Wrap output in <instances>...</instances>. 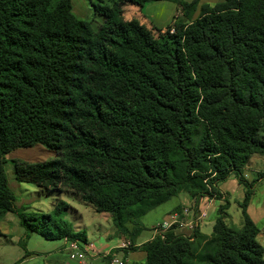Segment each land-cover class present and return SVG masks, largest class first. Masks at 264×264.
Masks as SVG:
<instances>
[{
	"label": "trees",
	"instance_id": "obj_1",
	"mask_svg": "<svg viewBox=\"0 0 264 264\" xmlns=\"http://www.w3.org/2000/svg\"><path fill=\"white\" fill-rule=\"evenodd\" d=\"M71 1L0 0V215L16 212L5 156L41 145L57 157L14 162L15 181L109 214L142 264H264L242 173L264 157V0L204 4L195 18L196 0H109L94 5L95 31ZM150 1L177 5L173 30L123 16ZM231 175L245 187L240 228L223 206L209 236L171 229L134 247L143 215L179 194L219 200ZM68 209L56 199L47 214L17 213L24 237L84 242Z\"/></svg>",
	"mask_w": 264,
	"mask_h": 264
},
{
	"label": "crops",
	"instance_id": "obj_2",
	"mask_svg": "<svg viewBox=\"0 0 264 264\" xmlns=\"http://www.w3.org/2000/svg\"><path fill=\"white\" fill-rule=\"evenodd\" d=\"M208 1V0H206ZM203 0V4L214 5L222 0H210L212 3H208ZM218 1V2H217ZM149 3V2H148ZM150 4H147L144 8H138L134 5H127L124 7L125 15H134L139 20L144 9L147 10L148 17L154 20V26L162 27L165 21L161 17H156L149 12ZM172 16L168 17V20ZM243 177L248 183H252V194L250 200L246 206V213L252 222L259 229L257 236L258 243L264 247V175H257L259 173L264 174V157L259 155L252 156L246 166L243 168ZM39 189V188H38ZM222 197L217 199L200 198L195 206L194 201L186 194H179L176 197L171 198L166 203L154 208L141 217V223L146 230V218L149 214H153L155 211H160L166 215V220L162 223L175 222L177 214L174 213L176 207H180L181 211L186 207L190 208L194 206L197 209L198 216L196 222L198 223V230L201 234L209 236L212 233V227L217 217L218 209L225 207L226 219L225 223L229 227L240 228L242 225L241 209L239 204L244 200L245 187L239 184L236 178L231 175L227 180L221 182L218 185ZM42 193H55L56 199H61L63 193L66 194L65 202L69 205V209L66 213L71 214L68 220L74 230V232L84 233V242H78L80 249L85 251L84 260L70 259V251L68 250V242L66 240L58 241H45L40 242L43 248L28 249L27 255L23 256L17 264H112L113 260L119 261L121 264H139L145 261V254L140 250H127V248H121L122 244L129 243V241L120 235L116 234V230L112 226L111 217L106 213H96L93 209H88V205L84 204L81 199L68 192H48L39 189ZM53 200L54 201L56 200ZM64 201V200H63ZM76 202V204H74ZM51 204V206L53 205ZM88 209V210H87ZM8 214V213H7ZM87 214L91 220L85 222L84 216ZM6 214L0 215L4 217ZM186 221L182 224L188 226L192 223L190 215H184ZM160 219V218H158ZM152 223L149 227L150 234L146 237L143 233L142 236L136 241L134 247H138L143 243L151 240L154 236V227L159 222ZM4 225L0 224V229H3ZM191 234V233H190ZM189 234V235H190ZM187 235V236H189ZM10 236V234H9ZM30 236H38L31 234ZM40 237V236H39ZM30 238V237H29ZM32 238V237H31ZM261 241V242H260ZM17 242V241H16ZM12 242L11 245L18 244V242ZM7 243V242H6ZM50 243V244H47ZM263 243V244H262ZM28 249V250H27ZM42 257L37 262L32 258Z\"/></svg>",
	"mask_w": 264,
	"mask_h": 264
},
{
	"label": "rangeland",
	"instance_id": "obj_3",
	"mask_svg": "<svg viewBox=\"0 0 264 264\" xmlns=\"http://www.w3.org/2000/svg\"><path fill=\"white\" fill-rule=\"evenodd\" d=\"M184 2H191L193 0H182ZM197 7L194 13L193 18L197 17L199 14V8L201 5H204L203 0H196ZM206 1V0H205ZM208 3H212L213 1H206ZM218 2V1H217ZM150 9L149 12L155 15L156 17H161L167 22L162 25V27L154 26V20L148 17L147 10L144 9L140 19L138 20L137 17L134 15H125L126 13L123 12V16L126 19H137L141 24L145 25L149 29H154L153 33L156 35L157 31L164 33L167 28H171L173 30L175 20L181 19V12L177 5L173 2L169 1H150ZM147 3V4H149ZM72 12L73 14L80 20L90 23V27L93 31L97 30L98 26L102 23V18L97 12L94 11V5H107L109 6L111 3L109 0H72ZM146 4V5H147ZM145 5V6H146ZM144 6V7H145ZM212 6V5H211ZM143 7V8H144ZM124 11V10H123ZM172 16L171 19L168 20V17ZM57 156L48 151L41 145H35L31 148L26 149H16L5 156V172L8 180L9 187L14 194L15 197V213H8L4 217H0V224H3L4 228L0 229V264H17L18 261L21 260L24 256L25 251L18 245L14 244L11 245L12 242H19L22 240L25 244V247L28 249H38L43 248V245L40 242H44V240L39 236H29L28 238L24 237V229L20 226L19 218L17 213H49L52 209L51 204L53 200L56 199L55 193H42L36 186L28 183H18L14 179V162H24L28 164L34 163H42L49 160H54ZM264 175V174H257ZM61 198L65 201L66 194L63 193ZM76 204V202L74 203ZM89 207V206H88ZM88 209H92L91 207ZM87 209V210H88ZM176 216L175 222H168L162 223L166 220V215L160 211H155L153 214H149L146 218V227L147 229L143 233L146 237L150 234V225L152 223H156L157 219L160 224L154 227L155 235L158 233L164 234L169 230L173 229L174 233L181 234L184 236L189 235L193 229L198 227V223L195 221L198 212L194 206L190 208H184L181 213L180 211H174ZM180 213V215H179ZM184 215H190L192 223L188 226H183L182 224L186 221ZM71 217V214H69ZM69 216H65L66 221L70 220ZM85 222L91 220L87 214L84 216ZM69 222V221H68ZM70 223V222H69ZM234 228V227H232ZM10 234V236H9ZM32 237V238H31ZM7 242V243H6ZM16 242V243H17ZM261 242V241H260ZM50 244V243H47ZM263 244V243H262ZM130 247V246H129ZM132 250L131 247L130 249ZM27 249V250H28ZM27 252V251H26ZM39 259H43L41 256L37 258H32L31 261L37 262ZM143 263V262H142ZM139 263V264H142Z\"/></svg>",
	"mask_w": 264,
	"mask_h": 264
},
{
	"label": "built area",
	"instance_id": "obj_4",
	"mask_svg": "<svg viewBox=\"0 0 264 264\" xmlns=\"http://www.w3.org/2000/svg\"><path fill=\"white\" fill-rule=\"evenodd\" d=\"M129 246V243L122 244L121 248H127ZM68 250L70 251V259H77V260H84L85 258V251L80 249L77 242H68ZM112 264H121L116 259L112 261Z\"/></svg>",
	"mask_w": 264,
	"mask_h": 264
}]
</instances>
